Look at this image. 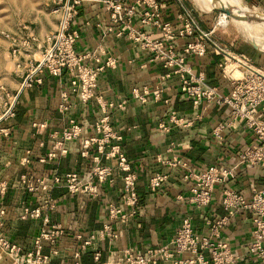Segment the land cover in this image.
<instances>
[{"label": "built area", "instance_id": "1", "mask_svg": "<svg viewBox=\"0 0 264 264\" xmlns=\"http://www.w3.org/2000/svg\"><path fill=\"white\" fill-rule=\"evenodd\" d=\"M82 1L58 0L55 3L53 13L57 16L58 24L56 30L46 38V47L27 28L4 34L10 47V57L18 73H21L23 82L0 122L15 117V106L20 94L36 85L41 86L45 76L58 79L68 76L69 87L60 95L57 108L59 114L65 116L79 104L87 105L91 102H95L101 112V117L91 126L90 135H85L86 128L75 119L69 120L68 127L63 130L51 131L49 137L52 149L46 157L38 160L41 165L56 162L69 155L68 144H77L81 158L91 162L84 176L75 172L64 177L53 173L32 178L26 172L20 176L21 187L34 197L35 202L18 207L17 220L39 224L38 235L28 249L3 231L8 212L2 201L9 192L10 184L7 180L0 181V252L8 256L12 264H50L60 256L59 242L67 230L63 224L52 220V216L59 210V201L54 197L57 190H64L72 196L97 199L103 187L114 188L118 178L122 182L120 202L105 205L108 219L102 228L88 234H76L75 240L80 243L74 255L76 264H81L83 252L95 247L98 242L116 243L119 232L113 226L117 225L122 230L141 213L138 172L124 152L123 136L113 127L115 114L123 112L125 104L107 100L98 93L100 77L109 69H117L119 61L102 45L87 54L77 53L80 33L75 23ZM99 1L109 14L108 26L101 23L96 25L103 38L114 36L139 44L150 54L149 62L159 64L165 70L152 86L131 90L132 98L143 105L153 101L163 103L170 109L168 118L159 123L158 131L170 134L174 129L192 128L200 118L199 115L193 120L179 117L171 108L172 101L165 98V92L168 82L176 79L180 96L190 100L195 109L203 107L204 113L212 107L230 110L232 122L218 125L213 132L218 142L224 140L226 129L244 122L254 135V143L240 154V164L248 168L264 167V119L259 113L264 106V68L255 66L246 55L221 45L214 36L220 25L211 29L204 28L200 17L190 9L182 8L178 12L176 18L180 26L176 28L164 20L163 0H135L133 3H128V0ZM145 28L153 30V33H146L143 31ZM186 39L189 41L180 53L176 43ZM37 53L40 59L35 58ZM209 55L218 59L217 66L230 85L228 94L211 84L204 74L197 73L187 62L188 58L200 60ZM206 117H210L209 112ZM0 136L8 140L10 129H1ZM32 156V151L26 152V157L21 161L23 167L32 164ZM164 164L170 169L189 168L186 162L176 158L164 161ZM234 178V168L212 167L201 174L189 170L184 176L185 181L192 182L188 202L198 209L208 208L216 189L223 187L222 207L225 215L206 220V234L196 232L194 217L188 215L169 244L142 254L134 248H127L123 250L120 261L109 264H233L237 258L229 244L223 241L222 233L235 216L244 212L251 213L254 225L249 252L258 258V264H264V191L254 188L249 196L239 193L227 187L229 180ZM168 179L165 174H154L148 180V190L155 193L166 188ZM180 199L184 200L182 197ZM46 247L49 248L48 253H45ZM101 257V252L96 248L95 263H100Z\"/></svg>", "mask_w": 264, "mask_h": 264}, {"label": "crops", "instance_id": "2", "mask_svg": "<svg viewBox=\"0 0 264 264\" xmlns=\"http://www.w3.org/2000/svg\"><path fill=\"white\" fill-rule=\"evenodd\" d=\"M134 1L128 0V3ZM163 2L164 20L178 28L180 26L176 18L178 12H181L182 8L189 9V7L184 0H163ZM195 6L201 12L207 13L196 4ZM200 22L208 29L201 18ZM98 23L103 26L109 25V14L105 6L99 0H83L75 23V28L80 33L76 51L78 54H87L102 45L119 61L117 69H109L100 77L98 93L107 100L125 104V110L115 114L113 127L123 136L124 152L134 170L138 172V192L141 198L140 215L122 230H119L117 225L113 226L115 231L119 232V240L116 243L98 242L95 247L83 252L93 255L97 248L102 255V262L98 264H109L120 261L123 250L127 248H134L142 254L169 244L181 227L183 219L188 215L194 217V226L199 234H206V220L218 219L225 215L222 207L223 187L216 189L212 204L208 208L198 209L188 202L192 182L185 181L184 176L189 170L201 174L212 167L234 168L235 178L229 180L227 187L249 196L254 188L264 191V167L248 168L240 164V154L251 148L254 143V135L244 122H238L226 129L223 133L224 140L218 142L213 132L218 125L232 122L230 110L212 107L208 111L210 117L207 118L208 112L204 113L203 107L195 109L190 100L182 99L176 79L168 82L165 92V98L172 101L171 108L179 117L193 120L199 115L200 118L192 128L174 129L170 134L159 132L157 127L161 121L168 118L170 109L163 103L153 101L143 105L132 98L131 90L135 87L152 86L165 70L159 64L150 63V54L139 44L126 38L119 39L114 36L103 38L96 27ZM55 30L56 23L49 34L46 32H40L39 36L33 34L43 43V47H46V38ZM143 31L148 34L153 33L149 28ZM188 41L187 39L177 41L176 45L180 53ZM39 56L40 54L37 53L35 58L38 59ZM209 56L200 60L188 58L187 62L197 73L204 74L210 79L211 84L228 94L230 85L218 72L220 70L215 63L216 58ZM14 78V81L20 85V81ZM68 87V76L63 79L45 76L41 86L36 85L32 89L23 91L18 98L21 102L17 101L18 109L15 108V117L16 112L19 114V111H23V115L20 120L17 115L16 125L11 133L13 137L8 141L0 139V155L5 162L0 169V181L7 180L10 184L9 192L2 203L8 212L3 231L13 236L19 245L27 249L38 235L39 224L17 220V208L35 202L34 197L21 187L20 176L27 171H32L37 176L57 173L64 177L73 172L84 176L91 165L90 160L81 158L77 144L73 143L67 146L69 150L67 157L47 165L38 163V160L46 157L52 149L53 144L49 137L51 131H61L68 127L69 120L75 119L86 128L87 136L91 134L92 124L101 117L100 109L95 102L87 105L79 104L75 110L65 116L59 114L57 108L60 104V95ZM13 89L19 88L14 85ZM259 113L264 119V106L260 108ZM34 125L46 127L34 128ZM27 151L33 152V162L30 166L23 167L21 161L26 157ZM174 158L186 162L189 166L188 170L170 169L164 164V161H171ZM156 173L165 174L169 179L166 188L153 193L148 190L147 184ZM116 182L114 188L103 187L97 199L72 196L64 190L55 191L59 210L52 216V220L63 224L67 231L59 242L60 256L54 258L50 264L77 263L74 255L80 243L75 240V236L78 232L88 234L102 228L103 223L108 219L105 205L117 203L121 196L122 182L119 178ZM181 197L184 200H181ZM253 233L254 225L250 212L235 216L226 231L222 233L223 241L229 244L237 258L233 264H258V258L249 252ZM48 252L49 248L46 247L45 253ZM0 255L3 257L2 253ZM0 264H12V262L8 260ZM94 264L97 263L94 261Z\"/></svg>", "mask_w": 264, "mask_h": 264}, {"label": "rangeland", "instance_id": "3", "mask_svg": "<svg viewBox=\"0 0 264 264\" xmlns=\"http://www.w3.org/2000/svg\"><path fill=\"white\" fill-rule=\"evenodd\" d=\"M57 1L58 0H0V118L4 116L13 103L14 96L18 94L23 82L21 73H18V69L13 59L10 57V47L8 42L4 39V34L9 32L15 33L24 28H27L29 32L37 36L40 35V32L51 33L55 27V23L56 28L58 24L57 16L53 13ZM184 1L188 4L187 6L189 9L194 11V13L205 22L204 25L207 26L208 29L213 28L215 25H220L214 36L221 45L239 54L246 55L255 66L264 68V31L257 30L254 34H250L248 38L255 39V44L251 43L242 36L241 30L231 19L228 18L229 23L222 26L220 19L222 14L225 13L221 10H217L219 8L212 5L210 1L208 6L202 0ZM220 2L223 5H227L229 8L238 9L247 16L264 17V0H220ZM195 4L208 13L201 12ZM244 34L247 33L244 32ZM38 59H40V56ZM218 70L220 69L218 68ZM218 72L223 75L221 70ZM14 77L20 81V85L14 81ZM14 85L18 86L19 89H13ZM18 102L20 103L21 100L19 99ZM19 107L22 108L21 106ZM16 114L18 115L17 112ZM16 118L17 116L14 119L12 118L0 122V128L4 127L10 129L8 140L13 137L11 133L16 125ZM0 139L5 140L6 138L0 136ZM0 161L4 166L5 162L2 155H0ZM1 168L3 167H0V169ZM26 173L32 178L35 177L32 171H27ZM119 202L120 199L117 203ZM0 260V262L4 263L10 260V258L3 254Z\"/></svg>", "mask_w": 264, "mask_h": 264}, {"label": "bare ground", "instance_id": "4", "mask_svg": "<svg viewBox=\"0 0 264 264\" xmlns=\"http://www.w3.org/2000/svg\"><path fill=\"white\" fill-rule=\"evenodd\" d=\"M202 1L207 6L209 5V1H210L212 5H214L215 7L217 6L219 8L217 10L223 11L225 14H222L221 19H220L222 26L227 25L229 23L228 20L231 19L233 22H235V24L241 30L242 36L251 43L255 44V39H249L248 36H250V34H254V32L255 31L257 32V30L264 31V17L253 16V15L247 16L245 13L239 11L238 9L235 10L232 7L229 8L227 5H223L220 2V0H202ZM243 31L246 32L247 34H244ZM237 76H239V73L237 74Z\"/></svg>", "mask_w": 264, "mask_h": 264}, {"label": "trees", "instance_id": "5", "mask_svg": "<svg viewBox=\"0 0 264 264\" xmlns=\"http://www.w3.org/2000/svg\"><path fill=\"white\" fill-rule=\"evenodd\" d=\"M213 59H215V57ZM215 61H216L215 63H218V59L217 58L215 59ZM208 80H210V79H208ZM16 107H17V105L15 106V108ZM18 115H19V120H20L21 117H22V115H23V111H19V114ZM16 116H17V114H16ZM54 197H55V194H54ZM140 204H141V198H140ZM80 262H81V264H94V254L93 255L91 253L82 254L81 259H80ZM101 262H102V257H101L100 263Z\"/></svg>", "mask_w": 264, "mask_h": 264}]
</instances>
